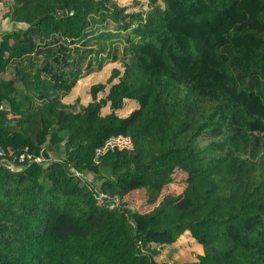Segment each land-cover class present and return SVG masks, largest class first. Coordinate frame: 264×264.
<instances>
[{
  "label": "trees",
  "instance_id": "1",
  "mask_svg": "<svg viewBox=\"0 0 264 264\" xmlns=\"http://www.w3.org/2000/svg\"><path fill=\"white\" fill-rule=\"evenodd\" d=\"M109 2L12 0L4 16L26 28L0 39V264H169L161 247L185 233L203 254L182 264H264V0ZM125 33L130 60L65 104ZM177 172L185 189L158 202ZM141 190L146 213L122 203Z\"/></svg>",
  "mask_w": 264,
  "mask_h": 264
},
{
  "label": "rangeland",
  "instance_id": "2",
  "mask_svg": "<svg viewBox=\"0 0 264 264\" xmlns=\"http://www.w3.org/2000/svg\"><path fill=\"white\" fill-rule=\"evenodd\" d=\"M12 4V0H6L0 9V24L2 19H4L5 14H7L10 5ZM113 4L117 8L121 7H130V12H137L140 9L142 10L143 14L146 15L148 11L151 10L148 7L146 0H110L109 5L112 7ZM9 6V7H8ZM11 23V22H10ZM5 24V25H4ZM2 24L3 27L0 25V38L12 31L13 29L19 28H26V26L17 27L13 23L9 25V23ZM97 30H114V24L109 21V19H105V23L95 24ZM105 25V27H102ZM11 26V27H10ZM125 33L124 35L121 34L117 39H113L111 42L108 41L109 48H114L117 50V56L119 58V62H109L106 63L102 69L93 72L92 74L88 75L85 78L79 80L77 86L71 92V94L66 97L63 102L68 105H73L76 107L77 110H82L89 102H91V95H90V88L96 84H104L106 80L110 77L111 71L114 68H121L122 61H129L131 58V51L126 49L125 44ZM4 78H10V74H5ZM106 94V93H105ZM105 94L100 93L99 97H104ZM125 108L119 113L121 117L128 116L133 110H135L138 106L133 101H126ZM108 109H104L102 111L103 115L108 114ZM113 146L125 147L128 146V143L123 140H112L108 147L112 148ZM102 152V151H101ZM44 155L47 160H52L57 157V154L53 151L48 149L44 150ZM79 175V173H76ZM186 175L182 172H177L175 174V182L166 186L162 192L161 197L159 198L158 202L163 199V197L167 195L178 196L180 195L186 187ZM86 181L89 184H92L96 187V190H99L98 183L95 184V179L93 174L86 175ZM119 202V201H118ZM122 203L127 204V206L139 213H146L152 210L153 206L147 204V193L145 190L135 191L128 194L122 200ZM115 205H112L113 208ZM156 206V204H155ZM202 248L198 245L193 238L190 236L189 233H185L182 235L178 241L173 245H164L161 247V254L156 257L157 262H167L169 264H182V263H190L196 260V256L202 253Z\"/></svg>",
  "mask_w": 264,
  "mask_h": 264
},
{
  "label": "crops",
  "instance_id": "3",
  "mask_svg": "<svg viewBox=\"0 0 264 264\" xmlns=\"http://www.w3.org/2000/svg\"><path fill=\"white\" fill-rule=\"evenodd\" d=\"M2 5H3V3L0 5V9H1V6H2ZM9 5H10V4H9ZM8 7H9V6H8ZM4 23H9V25H12V24L9 22V20H8V19H5V18L2 19V22H1V24H0L1 27H3L2 24H4ZM111 23H112V22H111ZM4 25H5V24H4ZM14 25H15V24H14ZM16 26H17V27H21V26H23V25H19V24H18V25H16ZM1 27H0V28H1ZM10 27H11V26H10ZM0 39H1V38H0ZM200 247H201V246H200ZM201 254H203V250H202V253H201Z\"/></svg>",
  "mask_w": 264,
  "mask_h": 264
},
{
  "label": "built area",
  "instance_id": "4",
  "mask_svg": "<svg viewBox=\"0 0 264 264\" xmlns=\"http://www.w3.org/2000/svg\"><path fill=\"white\" fill-rule=\"evenodd\" d=\"M3 155V153L0 151V156H2ZM29 158V157H28ZM24 160H25V156L24 155H22V156H20L19 157V162L21 163V162H24ZM37 161H40V159H38ZM12 170H13V168L12 167H10ZM102 197H106L105 195H103V194H101L100 195V198H102Z\"/></svg>",
  "mask_w": 264,
  "mask_h": 264
}]
</instances>
